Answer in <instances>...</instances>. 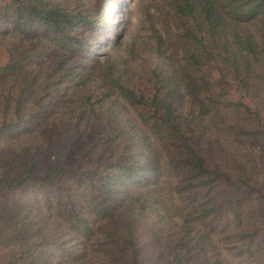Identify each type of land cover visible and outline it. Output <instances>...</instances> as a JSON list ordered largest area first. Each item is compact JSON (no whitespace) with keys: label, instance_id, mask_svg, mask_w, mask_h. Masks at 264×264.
Listing matches in <instances>:
<instances>
[{"label":"trees","instance_id":"obj_1","mask_svg":"<svg viewBox=\"0 0 264 264\" xmlns=\"http://www.w3.org/2000/svg\"><path fill=\"white\" fill-rule=\"evenodd\" d=\"M120 2L0 0V31L57 37L72 53L57 54L41 82L24 76L16 93L1 92L0 195L40 194L54 218L20 213L28 236L5 264H188L229 214L252 222L228 236L232 247L264 254V47L245 27L264 16V0H166L151 57L131 72L75 74L73 56L96 64L118 38ZM113 96L134 118L104 106ZM159 155L185 210L175 228L133 189L158 182Z\"/></svg>","mask_w":264,"mask_h":264},{"label":"rangeland","instance_id":"obj_2","mask_svg":"<svg viewBox=\"0 0 264 264\" xmlns=\"http://www.w3.org/2000/svg\"><path fill=\"white\" fill-rule=\"evenodd\" d=\"M165 1L122 0L118 8V14L121 12H124V14L119 16L117 20H113L114 28L110 29L111 32L118 34V38L116 41L107 42L102 47L95 56L99 58V62L96 64L83 57L73 56L74 73L97 72L105 75L110 65H114L116 73L128 72V70L131 72V69L138 67L143 57H151L153 54L151 46L154 45L152 35L154 27L160 26L159 14L160 9L166 4ZM262 20H264V16L254 22L246 23L245 27L255 34L261 47H264V31L260 29ZM9 27V30L0 31V102L1 92L10 89L16 93L24 76H31L41 82L44 79L45 70L54 64L57 54H72L68 45L62 39L43 33H40L36 38H31L20 29ZM37 50L38 52H36ZM27 51L34 53L36 56H34V59L32 57L27 61L20 62L19 58ZM8 63L11 64V67L5 68L4 66ZM98 79H102V76H98ZM111 104L125 110L126 113L129 112L131 117L134 118L133 110L120 97H111L104 106L107 107ZM219 113L229 120L232 110L224 107ZM122 115L127 116L128 114L122 113ZM51 121L52 119L48 121L47 125H50ZM221 124L220 122L213 126L212 132L214 133L215 128L217 131ZM153 139L155 138L153 137ZM6 142L5 140L3 145ZM224 146H227V144ZM213 153L217 154L214 150ZM159 156L162 173L159 175L158 182L133 185V189L136 194L148 199L151 214L158 216L162 225L175 228L183 222L185 210L174 191L175 178L167 167L166 157L164 155ZM28 208H31L32 211L38 210L37 220L41 224L49 216L43 207V198L40 194L36 195L29 191L28 194L0 195V236H3L0 237V264H5L11 251L21 246L27 239L28 230L22 226V222L19 223L21 218L18 215L23 214ZM53 219L49 216L48 221L51 222ZM94 220L97 224L103 222L101 217H95ZM48 225V223H45L43 228ZM251 225L252 222L249 217L245 216L240 220H236L232 214H229L210 231L204 245L191 254L188 264H195L202 255H206L213 260H219L220 264H264L262 249H260L259 254L255 255L239 254L231 245L234 239L228 238L234 231ZM56 226L61 230L67 229L69 231V228L65 225ZM29 231L33 234L32 230Z\"/></svg>","mask_w":264,"mask_h":264}]
</instances>
